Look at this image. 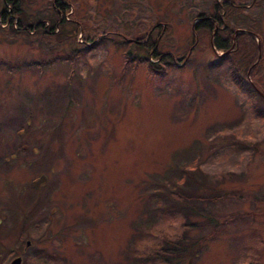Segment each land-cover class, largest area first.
<instances>
[{"label": "rangeland", "instance_id": "1", "mask_svg": "<svg viewBox=\"0 0 264 264\" xmlns=\"http://www.w3.org/2000/svg\"><path fill=\"white\" fill-rule=\"evenodd\" d=\"M52 1L21 0L13 26L0 21V264L27 240L22 264L36 252L38 264H148L198 239L191 264H264V102L192 28L214 0H64L75 35L17 31L19 17L49 32ZM229 1L264 42V0ZM155 24L168 27L160 73L119 39ZM82 30L109 31L88 44ZM256 67L245 79L264 93V58ZM175 191L204 196L187 211Z\"/></svg>", "mask_w": 264, "mask_h": 264}, {"label": "trees", "instance_id": "2", "mask_svg": "<svg viewBox=\"0 0 264 264\" xmlns=\"http://www.w3.org/2000/svg\"><path fill=\"white\" fill-rule=\"evenodd\" d=\"M4 5L3 9L0 10V21L1 22H6L7 25L13 26L11 24L12 19L7 18V15H9V10L13 14H18L21 13L20 10L21 7L19 6L21 3V0H3ZM220 1V0H219ZM255 0H249L247 4L249 3H254ZM249 5H244L243 7H248ZM9 8V9H7ZM244 8H241L242 10ZM261 8V9H259ZM259 10H262V7L259 5ZM68 9V3L64 0H53L52 5H51V12L53 15L52 20L50 21V31L45 30V28L42 27L43 21L42 20H37L33 23L27 22L26 24L20 20L18 17L16 26L17 31L18 29H22L24 31L26 30H32V31H37L38 29L42 34L47 36L48 34H54V38L56 35L57 40H63V37L58 36V32L60 30H64V26H70V29L68 30L70 32L69 35H75L77 31L79 32L78 24L71 20L68 15L65 16V12ZM240 6L239 5H234L231 3L229 0L227 1H220L214 0L212 2V13L206 14L203 11L198 12L197 15L195 16V20L192 23V28L194 31L198 28H204L210 30L209 34L211 35V32L213 28H215V31L212 33L211 41L210 42L216 49L221 50V54L219 55V60L223 59V57H226L223 60L229 61V75L233 82L236 84L238 88H244L243 85H248V87L255 93L263 102L264 98L262 97L261 92L257 86V84L252 80L251 82L247 81L245 78L249 77V74L251 72H256L257 71V64L262 61L263 57V52L261 49V46L264 45L263 39L260 37L259 33V28L258 23L253 21L252 19L249 18L250 23H244L248 21L246 17L239 18L241 14L239 12L241 11H236L239 10ZM232 13H237V17H234L233 20H236V23H229L228 20L226 22V17H229L230 19L233 16ZM14 17V16H13ZM213 20L217 21V24H214ZM70 24V25H69ZM15 27V26H14ZM54 28V30H53ZM154 28H156V35H153ZM242 29L240 31L234 32L235 29ZM244 28V29H243ZM82 29V27H81ZM153 29V30H152ZM167 24L165 25H157L153 26L152 28L149 29L148 33L145 34V36L142 38H128L126 36L120 35L121 38H119L122 43L126 44L125 51L124 53L128 57H135V61H143V63L146 65V68L148 71L152 72L154 70L158 71L160 73L161 66L160 63L163 64V59H169L170 54L164 53L165 51L161 52L157 49V43L161 37V35L167 30ZM54 31V32H53ZM81 34L83 35L85 39V43L92 44L97 43L103 39V33H106L109 30L102 31L103 33L101 34H94L91 35L90 31L86 32L82 30ZM95 33V32H94ZM96 37V38H95ZM259 41V46L257 39ZM88 40V41H86ZM141 50V52H139ZM134 52V53H133ZM224 53V54H222ZM153 62H157L159 66L156 67L153 65ZM164 65V64H163ZM162 65V66H163ZM160 67V69H158ZM261 92V93H260ZM264 94V93H263ZM251 145V144H250ZM252 150L257 149V142L252 144L250 146ZM258 150V149H257ZM186 169V167L181 168V173ZM187 176V175H186ZM178 177H182V175H178ZM188 178H192V175L189 176ZM186 182H189V180H185ZM176 182H173L172 185H175ZM172 187V186H170ZM171 193V192H170ZM176 197H174V204H177L178 207H182V210L190 211L193 210L191 206H188V204H192L191 201H200V199H203L202 197L204 195H201L200 198L198 196L194 197L191 194H179V191H175ZM219 194H216V197H218ZM209 197H214V195H209ZM170 213V211H169ZM182 213V212H180ZM188 213V212H187ZM184 215H186V212H184ZM209 221H211V218H209ZM203 239H198V240H192L188 242V246L186 248L182 249H190L188 250L187 254L184 252H179L181 249H177L176 244H179V240L177 242H174V246H168V247H160L159 252H153L148 254L146 257H152L150 260L151 262L148 264H180L184 262V257L187 256V260H185V264H191L192 258H196L198 252H194V250L198 247L201 246V243ZM41 254V252H38ZM163 254V255H160ZM32 257L37 259L35 262H30L27 264H38V261H44V255L43 259L37 254H32ZM37 262V263H36ZM181 263V264H182ZM40 264H44V262H41Z\"/></svg>", "mask_w": 264, "mask_h": 264}, {"label": "water", "instance_id": "3", "mask_svg": "<svg viewBox=\"0 0 264 264\" xmlns=\"http://www.w3.org/2000/svg\"><path fill=\"white\" fill-rule=\"evenodd\" d=\"M240 30H242V29L237 28V29L234 30V32H236V31H240ZM213 31H215V28H213V30H212V32H211V35H210V42H212V41H211V37H212V33H213ZM260 93H261V92H260ZM261 95H262V97L264 98V94L261 93ZM43 179H44V176H43L42 174H40L36 179H34V180L32 181V185H33V186H36V185H37L41 180H43ZM7 264H20V257H19V256H14V257H12V258L8 261Z\"/></svg>", "mask_w": 264, "mask_h": 264}, {"label": "flooded vegetation", "instance_id": "4", "mask_svg": "<svg viewBox=\"0 0 264 264\" xmlns=\"http://www.w3.org/2000/svg\"><path fill=\"white\" fill-rule=\"evenodd\" d=\"M214 24H217L215 20H213ZM20 241V240H19ZM16 244V243H15ZM29 245V241H25V246L21 247L20 250H17V249H13V250H10V255H11V258L14 257V256H19L20 257V264H22L21 262H23V258H22V255H23V252H26L27 251V246ZM26 262V261H25Z\"/></svg>", "mask_w": 264, "mask_h": 264}]
</instances>
